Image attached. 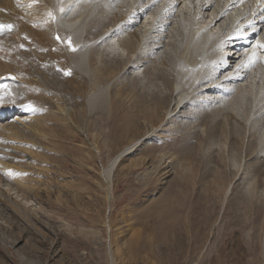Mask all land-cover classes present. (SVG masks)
<instances>
[{
    "label": "rangeland",
    "instance_id": "obj_1",
    "mask_svg": "<svg viewBox=\"0 0 264 264\" xmlns=\"http://www.w3.org/2000/svg\"><path fill=\"white\" fill-rule=\"evenodd\" d=\"M89 29L95 33L93 28ZM103 30L105 29L101 31ZM124 34L114 32L109 35L107 31L104 32L103 39L106 35L110 38L104 39L98 45V53L91 57V67H94L92 71L97 72L98 69L95 71V68L99 67L100 71L95 75L98 80L102 78L101 82L97 80V83H93L94 80L89 81L84 75L70 72L67 64L71 56L68 57L65 50L55 42L58 37L52 40L49 37L41 45L28 37L29 41L26 40L24 44L28 47H24V53L27 55L31 51H37L43 57L46 56V60L50 61V68H47L51 71L50 75L52 72L58 75L55 79L59 89L55 90L59 94L53 96L54 94L47 92L50 90L26 81L27 77H23L22 70L13 68L9 71L11 74L4 72L2 77L20 73L19 79L23 82L15 83H19V87H16L1 79L0 90L4 87L8 90L0 91V100L6 95L5 97H9L4 99L10 102L14 98L12 102L20 100L21 103L24 100L22 105L25 104L28 108L36 106V110L34 108L30 111L37 121H30L33 122L34 131H25L27 135L20 137L25 142L17 139V142L14 140L9 146L13 152L14 146L19 148L20 151L16 154V149L15 154L22 156L21 159L15 155L16 160L12 159L11 163L15 165L17 162L23 166L24 178L28 180L32 191L23 192L14 180L0 176V264H111L112 259L115 264H264V177L260 182V176L252 170V164L260 160H250L245 152L246 148L243 152L240 149L233 150L230 137L227 138L218 130L215 140L205 142L202 148L203 161L199 158V169L192 173L193 168L188 164L187 157L178 150L185 140H195L192 141L194 143L198 136H205L206 125L202 115L217 110L221 102H204L205 105L201 107L198 100L187 103L186 108L181 110L184 109L188 117L186 113L177 112V109L175 112L178 114L172 121H169V116L164 119V115L148 114V102H145L149 99L148 93L165 90L160 79L149 81L146 73L150 61L146 58L135 61L132 66H126V73L124 70L119 72L108 69L109 63L116 59L125 62L131 56L132 61L135 58L134 53L121 44ZM60 35L65 44L69 45V41L71 45L74 44L69 38V32L61 31L59 39ZM56 52L60 53L59 56ZM52 57L56 59L53 61ZM52 63L54 67L51 66ZM35 65L38 66L36 63ZM6 72L8 74L5 75ZM47 75L51 78L55 76ZM108 83L110 86L106 91V100L95 107L88 106L86 97L97 91L98 86L104 87ZM27 84L29 86L25 88ZM65 91H68L67 94ZM145 93L148 96L143 100ZM25 94L30 97L26 98ZM67 96H70L69 99ZM66 99L71 102L69 114L57 113V106L64 105ZM43 102L45 106L40 104ZM174 102L173 99L172 106ZM224 102L227 106L222 101L221 107L230 106V102ZM221 118L218 120L222 122ZM38 121L40 124H36ZM143 133L149 136L124 157L115 169L110 198L102 168L108 165L126 143L134 141ZM238 138L242 139L240 136ZM161 154H166L163 166L167 167L161 170L164 174H153L149 181L142 178ZM140 160L141 163L136 164ZM206 171H212V174ZM215 171L218 175H215ZM221 171L225 174V179L216 180ZM180 178L193 185L191 200L195 198L197 191L204 195L199 203L201 207L193 204L187 206L186 213L180 214V231L175 236L173 233L169 234L166 246L161 245L150 251L147 248L142 250L143 238L151 234L149 226L153 223L152 216H149L146 209L155 199L159 201L167 183ZM163 181L166 184H161ZM240 194L248 205L257 203L256 210L260 216L257 222H252L254 216L251 213H242L237 209L235 202ZM257 232L261 247H254L252 251V238ZM179 234L186 240L180 238ZM192 235L198 237L195 250L192 247ZM237 236L240 241H236ZM137 239L140 240L139 243L133 244ZM248 250L251 252L248 253Z\"/></svg>",
    "mask_w": 264,
    "mask_h": 264
},
{
    "label": "bare ground",
    "instance_id": "obj_2",
    "mask_svg": "<svg viewBox=\"0 0 264 264\" xmlns=\"http://www.w3.org/2000/svg\"><path fill=\"white\" fill-rule=\"evenodd\" d=\"M9 24L13 26L11 29L0 28V80H6V84L9 83L11 85L13 83L14 85L17 82H23L19 79L20 73L19 75H6L8 74L6 72V76L2 77L5 71L9 72L14 68L24 72L23 77H27L26 81L28 80L30 83H35L41 88L50 90L47 92L54 94L53 96L59 94L56 92L57 89L55 90V88L59 87L55 79L58 75L53 74V72L50 75V69L49 71L47 69L50 68V61L46 60V56L43 57L40 53H36L37 51H31L27 55L24 53V47L26 46L24 44H26L27 39H34L35 43L37 42L41 45L49 37H51V40L58 37L54 41L65 50V54L68 57L71 56L69 64H67L70 72L73 71L78 75H84L89 81L94 80L93 83H97L98 79L95 74L100 70L98 67L95 68V71L98 69L97 72L94 73L92 71L94 67H91L93 64L91 63V57L99 51L98 45L104 39L110 38V33H125V36L122 35L124 37L121 39V44L128 51L133 52L135 58L133 61L131 56L125 62L119 59L111 63L108 62V69L124 70V73H126L128 70L126 66H129V64L132 66V63L141 61L144 58L150 61V67L148 66L149 69H147L146 73L149 81L154 82L160 79L165 90H160V92L158 91L154 94L151 93L152 95L148 93L149 99L147 100L145 98H147L148 94L145 93L142 96L143 100L148 102V106H146L148 114L164 115V119L166 118L165 116H169V121H172V118L178 114L177 112L186 113V117H188L187 112L184 109L183 111L181 110L186 108L187 103H193L198 100L201 107L205 103H209V101L221 102L217 110L213 109V112H206L202 115L204 125H206L205 136H198L194 143L192 141L195 140H185L182 148L178 150L184 157H187L188 164H191L190 166L193 168L192 173H196L197 169H199V158L203 161L202 148L205 142L208 141L210 143L212 139L216 138L217 131L220 130L227 138L228 136L230 137V146L233 150L240 149L243 152L246 148L245 152L250 160L251 158L260 160L258 163L252 164V170L260 176L259 181L263 179L264 46L262 45H264V0H0V25ZM89 28H93L95 33ZM101 28L109 33L108 36H104V39L103 35L106 31H101ZM61 31L69 32V38L73 41V45L70 43L69 45L65 44L61 35L59 39ZM91 33H94V35ZM52 43L54 44V42ZM56 43L55 45L57 46ZM65 45L69 47L67 48ZM49 46L51 47V45ZM53 59L55 60L56 58L52 57ZM35 63L38 64L39 68ZM58 63L60 62L58 61ZM51 66H53V63ZM46 70L50 76L55 75L53 76L54 79L46 74ZM9 73L11 74V72ZM16 76L19 77L17 78ZM100 79L102 80V78H99L98 81ZM15 85L19 87V83ZM26 86L29 85H25V88H27ZM109 86L110 83L106 84V86L104 85V87L101 85L92 94L89 95L87 93L89 96L86 97V104L90 107H95L96 104L103 103L106 100V91ZM30 88L33 89L32 87ZM160 88L162 89V87ZM3 89L8 90L6 87ZM3 89L0 91H3ZM62 89L64 90V88ZM33 91L31 90L32 94H35ZM47 92L45 95L48 94ZM5 96L0 100V176L7 178V180H14L21 191L28 193L32 191V188L29 186L28 180L24 178L23 166L17 164V162L15 165L11 163L12 159L16 160L15 157L18 156L16 154L20 150L14 146L15 150H18L15 154V150L14 152L10 150V143L14 140L17 142V139H20L22 135L25 137L27 135L25 131H30V133L31 130L34 131L33 122L30 121H37V119L35 120V117L31 115L33 113H31L30 109L32 110L36 106L28 108L24 103L22 105L24 100L21 103L19 99V102H12L13 98L10 102L4 99L9 96ZM28 96L30 97V95ZM173 99L175 102L172 106ZM222 101L223 103H225L224 101L230 102V106L224 108L225 106L223 105L221 107ZM40 104L44 105V102ZM70 104L71 102L66 99L64 105L57 106L56 112L68 115ZM176 110L177 112H175ZM220 114L223 115L220 116ZM34 116L37 115L34 114ZM219 117H222V122L218 120ZM38 123L40 124L39 121L36 124ZM33 131L32 134L34 133ZM148 136L149 134L143 133L134 141L126 143L111 158L108 165L102 168V175L106 181L110 198L115 169L122 159L133 152ZM239 136L240 138L242 137V142L238 138ZM22 141L20 139V142ZM20 144H18V147H21ZM180 145L179 147H181ZM165 155L161 154L157 162L150 170L146 171L142 178L148 180L153 174H161V170L167 167V165L163 166ZM18 157L21 159L22 156ZM22 159L24 160V157ZM137 163L140 164L141 160ZM209 172L212 174V171ZM209 172L206 171V173ZM215 175H218L217 172ZM224 176L225 174L223 175L221 171L220 175L217 176L218 178L215 176L217 178L215 179L224 180ZM174 181L176 180L167 184L163 181L161 184H166L163 195L160 196L159 201H157L158 199L152 201L150 207L146 209L149 216H152L153 223L149 226L151 234L149 233L148 237L143 238L142 250L147 248L150 251L154 248L156 249V247L159 248L161 245L166 246L169 234L173 233L175 236L180 231L178 229V224L181 221L179 219L181 217L180 214L186 213L187 206L193 204L199 206V208L201 207L199 203L204 197L202 193L197 191L195 198L191 200V195L194 193L193 185L181 178L176 182ZM242 196L240 194L237 198L238 201L236 200L237 202H235L237 209L242 211V213H251L254 216L252 222H257L260 217L256 210L258 208L256 206L257 203L248 205V202L243 201ZM238 214H235L236 217H238ZM246 223L243 224L245 225ZM257 231L259 232V230ZM258 232L252 238L251 250L254 247V249L261 247ZM192 238V247L195 250L198 237L192 235ZM139 241L135 240L133 244L137 245ZM236 241H240L239 237ZM250 252L248 250V253ZM111 264H115L114 259H112Z\"/></svg>",
    "mask_w": 264,
    "mask_h": 264
},
{
    "label": "snow or ice",
    "instance_id": "obj_3",
    "mask_svg": "<svg viewBox=\"0 0 264 264\" xmlns=\"http://www.w3.org/2000/svg\"><path fill=\"white\" fill-rule=\"evenodd\" d=\"M5 27L8 28V29H11L13 26L11 24H9V25H0V28H5ZM69 43H70V41H69ZM262 46H264V45H262ZM68 74H70V72Z\"/></svg>",
    "mask_w": 264,
    "mask_h": 264
}]
</instances>
